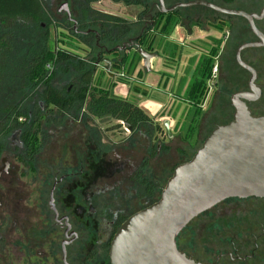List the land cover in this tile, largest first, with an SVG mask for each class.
Instances as JSON below:
<instances>
[{
    "label": "flooded vegetation",
    "instance_id": "obj_1",
    "mask_svg": "<svg viewBox=\"0 0 264 264\" xmlns=\"http://www.w3.org/2000/svg\"><path fill=\"white\" fill-rule=\"evenodd\" d=\"M262 6L263 0H235L230 8L258 15ZM154 10L157 8L153 4L149 12ZM150 13L147 16L150 19L148 26L152 25ZM60 14L74 25L75 33L98 37L95 30H78L77 21L72 19V14L64 6L60 7ZM255 26L264 37V21H255ZM249 33L246 38L240 37V29L235 28L231 35L227 34L217 60L218 75L209 106L212 107L219 98H226L228 104L224 105V113L231 115L227 123L233 120L232 102L236 94L245 95L238 100L244 103L251 116H264V44L240 52V60L255 72L253 87L257 94L250 91V73L239 66L235 58L240 46L262 43L250 28ZM239 38L234 52L235 68L229 72L227 50L234 39ZM98 48L100 54L109 52L103 46ZM106 54H102V63ZM241 71L248 75L247 80H244ZM211 87L207 84L204 102L210 95ZM121 125L128 130L126 140H130L133 150L120 154L112 152L110 156L115 157L116 162L111 171H117L118 176L122 175L127 181V199L121 197L118 190L108 188L91 193L89 189L96 184L97 176L93 174L92 165L87 168V171L90 168V174L84 171L80 156L73 165L67 166L64 161L55 166L46 164L41 169L43 174L40 175L39 187H30L23 195L22 188H16L19 178L15 180L12 161L16 159L17 149L22 152L24 145L20 140L21 131L13 134L10 148L0 155V264H110L109 249L107 255L104 249L107 244L110 248L114 234L127 219L115 229L119 218L133 205L143 204L132 179H136L145 158L139 164L130 159L141 134L123 122ZM84 161L87 162V156ZM135 210V213L139 211L138 208ZM176 247L199 264H264V199L230 198L220 202L180 232Z\"/></svg>",
    "mask_w": 264,
    "mask_h": 264
},
{
    "label": "trees",
    "instance_id": "obj_2",
    "mask_svg": "<svg viewBox=\"0 0 264 264\" xmlns=\"http://www.w3.org/2000/svg\"><path fill=\"white\" fill-rule=\"evenodd\" d=\"M95 1H77L80 9L79 19L77 18L79 30L90 29L98 33L97 38L93 34L78 36L73 33L89 49L87 56L82 58L56 46L53 50L48 48L49 29L53 26V22L40 0H0V155L5 150L3 139L20 124L21 119L27 122L26 126L21 129L20 139L24 145L22 153L25 160L34 159L37 150V135L41 126L38 117L33 118V114L28 115L27 112H23L21 100L26 94L36 89L41 91L38 96L42 103L46 107H53L58 112L69 113L88 103L89 111L94 116H109L112 120L123 122L134 132H139L140 128L148 125L160 132L159 124L146 115L138 105L111 94L110 89L115 87L113 86L115 83H111L112 86L105 90L93 86L98 69L97 64L102 63V54H106L105 52L100 54L98 46L109 50L106 55L111 57V71L107 75L114 77L123 71H131L135 60H142L133 47H126L124 51H112L116 47L128 45L130 40L138 48L154 52L156 37L168 35L178 25L189 31L188 34L193 28L205 30V25L210 23L215 29L221 32L226 31L229 35L234 32L235 28L240 29V37L246 38L250 34L243 18L237 17L236 22L233 21L235 16H225L202 6L181 8L172 13L161 14L157 10L153 13L149 12L151 5L157 0H119L126 5L141 9L135 20L127 21L92 11L90 5ZM190 1L195 0H164V3L166 7H170L176 3ZM204 1L228 8L235 2V0ZM149 13L152 14V25L144 28L143 20ZM210 13L213 15L211 18ZM215 14L218 15L215 16ZM225 37L224 34L223 39L213 40L215 46L210 48L206 56L200 58L185 91V100L195 110V118L188 128L186 137H183L185 140L183 142L188 147H191L189 139L193 136L198 122L196 117L202 114L207 83L211 78L212 68L216 59L218 60ZM239 40L240 38L234 39V43L230 46H236ZM144 71L146 73V70ZM58 72L67 75L76 74L77 77L70 86L59 91L52 84ZM140 75L141 73L138 72L137 76L141 78ZM180 126L181 124L178 125L179 131ZM196 151L192 152L191 158ZM172 171L173 169L170 170L169 176ZM160 178L151 171L149 158H145L136 179H132L138 198L143 199V204L139 203L138 210L158 200L162 191ZM135 211L129 210L124 213L119 218L115 229ZM108 246L107 244L104 249L106 255Z\"/></svg>",
    "mask_w": 264,
    "mask_h": 264
},
{
    "label": "rangeland",
    "instance_id": "obj_3",
    "mask_svg": "<svg viewBox=\"0 0 264 264\" xmlns=\"http://www.w3.org/2000/svg\"><path fill=\"white\" fill-rule=\"evenodd\" d=\"M40 1L47 13L52 18L54 26V28L51 26L49 29L50 38L48 42V48L53 50L54 46H56L60 49H66L82 58L86 57L89 50L88 47H86V45L80 42V40L73 35V33L78 36H81L82 34L75 33L73 29L74 25L72 23H68L66 21V17L63 16V14H60V7L64 6L65 9L72 14V19L77 21V18L79 19L80 13L78 6L79 3L77 2L79 0H67L66 3L63 2L64 0ZM90 8L92 11L119 17L127 21L135 20L138 13L141 11L139 7L126 5L119 0H96L90 5ZM216 15L218 14H215V16ZM209 17L211 18L213 15L210 13ZM236 19L237 17H235L233 21L237 22ZM149 22L150 20L148 17L144 18L143 27L146 25L148 26ZM206 25L205 30L208 31L210 28L211 30L213 29L217 31L219 35H222L223 31L221 32L220 30L215 29L214 25L211 23L207 26ZM178 26L184 30L185 33L189 32L186 31L181 25ZM176 27H174V29ZM174 29H172L170 33ZM225 32L226 31H224L223 34H225ZM207 33H210V30ZM169 34L166 36L158 35L156 37L154 52L152 53L158 54V52H161V54H163L165 57L168 55V47L171 48L169 46L171 44L167 40ZM220 39H223V36H221ZM185 47H187L189 51L185 50L182 52L181 58L185 61L184 64L181 65L179 61V64L174 65L175 62L165 60L167 62L164 61L165 63L160 62L157 65H152L151 71V73H154L157 80L158 78L162 80L163 77H161V74L172 78L177 77L178 73H181L180 77L182 80L179 83L180 89L178 91V95L184 89L187 80H189L187 83L189 84L192 78L193 70L195 69V58H192L191 55L194 54L195 51L197 52V48L205 50L204 47L201 48L202 46H197L195 44H189ZM236 47L237 45L230 47L227 50L226 61L230 65L229 72H232V70L235 68V65L233 64H235L234 52ZM105 57L110 61V56ZM155 60L156 58L154 61ZM97 66L98 69L93 82L94 87L105 90L112 86L111 83H113L115 80L116 84L113 85L115 87L110 89L113 96H116L114 89L121 84L128 86L129 91L133 90V92L136 94V96H132L134 97L133 99L129 100V98H127L126 100H129L136 105L145 100L144 96H146L147 93L142 89V87H139L140 85L134 83L137 80H141L146 74L144 73L145 71L142 67V60H135L134 68L131 71L121 72L118 74V76L116 75L117 77H114L113 81H111L109 75H107V73H110L111 67L109 71H106L105 67L107 68V65L105 63H99ZM138 72L141 73V78L137 76ZM241 75L244 77V80L248 79V75L245 72L241 71ZM76 77V74L67 75L63 72H58L57 77L53 79L52 84L57 90L63 91L73 83ZM216 79L212 82V84L209 82L207 83L212 86L211 92L206 102H203L201 116L198 118L196 117L198 122L196 123L195 131L192 134L193 136H191L189 139L191 147H188L187 144L183 142L185 141L183 140V137H186L188 128L195 118L194 109H188L187 112H185V114L179 119L181 123V133H177L176 129L174 131L173 128V130L170 131L169 137L167 130L161 124L160 117L166 118L168 120L176 118L175 114L173 113L174 105L172 100L174 99V96H172L173 98H168V100H165L163 97L164 103L162 108L150 116V118L159 124L161 129L160 132L156 131L155 128L151 127V125L139 129L141 138L136 140V146L134 148L135 152L130 156V159L133 163L139 164L143 158H149V167L151 171L155 174V176L161 177V189L164 188L167 179L171 176H169L170 170L175 165L189 160L191 158L192 152L198 150L201 147L203 140L208 137L209 133H211L218 126L227 124L231 117V115L228 116L224 113V105L228 104L226 98H219L214 102L212 107L209 106L215 91ZM159 84L156 82L154 85L155 89H162L159 87ZM40 93L41 91L36 89L35 91L26 94L21 100V102H23V112H27L28 115L33 114V118L38 117L41 127L39 134L37 135V150L34 159L31 160V162L25 160L23 153L17 149L16 159L12 161V167L14 166L15 168L13 174L15 180L19 178L16 188H22V194L25 195L30 187H39L41 182L40 175L43 174V170L41 171V169L46 164H53L55 166L58 165L59 162L64 161V164L67 166L73 165L80 156L83 160L84 171H87L89 165H92V170H94L93 174L97 176L95 181L96 184L89 189L91 193L95 192L96 190L103 191L108 188V190L112 191L118 190L121 197L127 199L129 197L128 183L127 181H124V177L122 175L118 176L116 173L117 171H111L116 159L115 157L110 156L111 153L115 151L117 154H120L122 151L126 152L133 150L131 148L130 140H126L129 137V133L127 132L128 130L121 125L122 122L112 120L109 116H94V114L89 111L88 103L84 107L80 109L75 108L69 113L58 112L53 107H46V105L42 103L38 96ZM183 95H185V92ZM120 96H123V94H120ZM152 96L156 99L161 98V94H159V92H154ZM169 99H171V101H169ZM184 100L185 96L181 97L178 100L179 105L180 102L184 103ZM19 121L20 124L3 139L5 141V150L10 148V138L13 136V134L16 131H21L22 127H25L27 124L25 120L20 119ZM85 156H87V162L84 161ZM107 158H109V160H107ZM87 173L90 174V168ZM10 178L13 177L11 176ZM138 207L139 206L133 205V208H130V211H135V209ZM122 212H124V209H122Z\"/></svg>",
    "mask_w": 264,
    "mask_h": 264
},
{
    "label": "water",
    "instance_id": "obj_4",
    "mask_svg": "<svg viewBox=\"0 0 264 264\" xmlns=\"http://www.w3.org/2000/svg\"><path fill=\"white\" fill-rule=\"evenodd\" d=\"M154 5L161 14L202 6L225 16L243 18L262 43L240 46L235 58L237 64L250 73L249 88L257 94L253 87L255 72L240 60V52L264 44V37L255 26V21H264V0L258 15L204 0L170 7L165 6L164 0H157ZM133 43L130 41L112 51L133 47L149 72L157 54L148 53ZM103 63L109 71L110 61L104 59ZM238 98L245 95L233 97V120L215 128L190 160L174 167L157 201L130 215L119 226L110 242V264H199L178 251L176 238L180 232L226 199H264V116H251ZM165 128L168 130L166 124Z\"/></svg>",
    "mask_w": 264,
    "mask_h": 264
},
{
    "label": "crops",
    "instance_id": "obj_5",
    "mask_svg": "<svg viewBox=\"0 0 264 264\" xmlns=\"http://www.w3.org/2000/svg\"><path fill=\"white\" fill-rule=\"evenodd\" d=\"M209 30H210V33H207ZM209 30L207 31V30H201L198 28H193L191 30V33L188 34V33H185V31L182 30L179 26H177L169 34L168 39H167L168 42H170V44H171V45H169L171 48L168 47V50H169V52L167 53L168 55L165 57L163 54H161V52L160 53L158 52V57L155 60L157 63L153 59L151 61L150 71L146 72V74L142 77L141 80H139V81L137 80L136 82L133 81L134 83H137L138 85H140L139 87L140 88L142 87V89L145 90V92L147 93L146 96H144L145 100L143 102L138 101V102H140L138 104V107L141 110H143V112L146 115H148L149 117L152 116L151 114H153L154 112H156L162 108L163 103H164L163 97L165 98V100H168V98L174 96V99L172 100L173 105H174L173 113L175 114L176 118L168 120L166 118L160 117L161 124L164 127H165V124L168 126L169 131L167 130V134L169 137H170V131H172L173 128H174V131L176 129L177 133H181L178 129V125L181 124L179 119L181 118V116H183L185 114V112H187L188 109L192 108L186 100H184L185 104L180 102V105H179V102H178V100L184 96L183 94L187 89V86H188L187 83L189 80H187V83L185 84L184 89L178 95V91L180 89L179 83L182 80V78L180 77L181 73H178L177 77H172V78L167 76V75L161 74V77H163L162 80H160L159 78L157 80V78H155L156 76L154 75V73H151L152 65H154V64L157 65L160 62H164L165 60L175 62L174 65L179 64V61H180L181 65H182L185 62L181 58L182 52L185 50L189 51V49H187V47H185V46L189 45V44L190 45L195 44L197 46H202L201 48L204 47V49H205V50H203V49L197 48V52L195 51L194 54L191 55L192 58H195L194 59V61H195L194 67H196L200 58L202 56H206L208 51L210 50V48L215 46L213 40H219L221 38V36L224 35L223 32H222V35L221 34L219 35L217 33V31H215L213 29L211 30L210 28H209ZM203 53H205V54H203ZM165 62H167V61H165ZM142 67L144 69L143 62H142ZM170 67H172V66H170ZM180 69H181V67H180ZM193 72H194V70H193ZM114 77L109 76L111 81H113ZM153 80H154V83H153ZM156 82H158V84L160 83L159 87L162 89H158V90L155 89L154 85L156 84ZM113 83L116 84L115 80L113 81ZM117 85H119V84H117ZM154 92H159V94H161V98L156 99L155 97H153L152 94ZM114 93L117 97H121L123 99L129 98V100L134 98V97H132L133 95L136 96V94L133 92V90L129 91L128 86L121 85V84L114 89ZM120 94H123V96H120ZM176 98H179V99H176ZM169 101H171V99H169ZM181 105H183V106H181Z\"/></svg>",
    "mask_w": 264,
    "mask_h": 264
},
{
    "label": "built area",
    "instance_id": "obj_6",
    "mask_svg": "<svg viewBox=\"0 0 264 264\" xmlns=\"http://www.w3.org/2000/svg\"><path fill=\"white\" fill-rule=\"evenodd\" d=\"M228 33L225 32V35H227ZM218 75V63H217V59H216V63L214 64L212 71H211V78L208 81L210 84H212V82L217 78ZM123 76V75H122ZM208 84V85H210Z\"/></svg>",
    "mask_w": 264,
    "mask_h": 264
}]
</instances>
